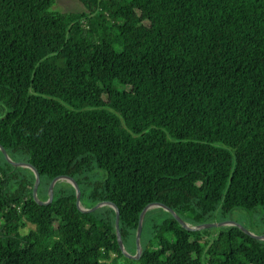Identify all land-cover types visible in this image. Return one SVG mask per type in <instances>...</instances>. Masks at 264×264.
<instances>
[{"label": "trees", "instance_id": "trees-1", "mask_svg": "<svg viewBox=\"0 0 264 264\" xmlns=\"http://www.w3.org/2000/svg\"><path fill=\"white\" fill-rule=\"evenodd\" d=\"M54 1L0 0L7 155L45 185L73 178L85 208L112 202L132 255L152 202L188 225L233 208L264 218V0ZM33 181L0 154V264H264V239L186 230L158 206L125 257L112 207L79 211L61 179L39 204Z\"/></svg>", "mask_w": 264, "mask_h": 264}, {"label": "water", "instance_id": "water-1", "mask_svg": "<svg viewBox=\"0 0 264 264\" xmlns=\"http://www.w3.org/2000/svg\"><path fill=\"white\" fill-rule=\"evenodd\" d=\"M0 154L2 156V158L9 164H11L12 166H23V167H27V168H30L32 171H33V175H34V181H33V184H32V188H31V195H32V198L39 204H43V203H46L48 202L51 197H52V186L54 184V182L56 180H59V179H64L66 181H68V183H70L72 185V187L74 188V193H75V205L77 207V209L81 212H87V211H92L94 210L95 208L103 205V204H106L110 207H112L114 209V228H115V234H116V243H117V247L118 249L120 250L121 254L125 257H128V258H132V259H136L140 253V244H139V236H140V229H141V222H142V217H143V214L144 212L150 208V207H154V206H158V207H161L162 209H165L167 211H169L171 213V215L178 221V223L180 224L181 227H183L184 229L186 230H195V229H200L201 227H206V226H216V225H223V224H232V225H235L236 227H238L244 234H246L247 236L249 237H252V238H257V239H264V235L262 236H257V235H254L250 232H248L247 230H245L242 226L240 225H237L236 223L232 222V221H229V220H224V221H221L219 222L218 224H215V223H204V224H198V225H188L186 223H184L180 218L179 216L173 212L169 207L165 206L164 204L162 203H158V202H152V203H149V204H146L139 212V215H138V219H137V226H136V231H135V235H134V244H135V250H134V254H129L125 248L123 247V244L121 242V239H120V235H119V232H118V224H117V220H118V210H117V207L110 201L108 200H102V201H99L97 203H95L94 205H92L91 207L89 208H85L83 207L82 205H80L79 203V188H78V185L77 183L75 182V180L69 176H66V175H57V176H54L52 177L49 182H48V186H47V190H48V196H47V199L45 201H40L39 199L36 198L35 196V189L38 185V182H39V174H38V171L36 168H34L30 163L26 162V161H13L8 155L7 153L5 152L4 148L0 145Z\"/></svg>", "mask_w": 264, "mask_h": 264}, {"label": "rangeland", "instance_id": "rangeland-1", "mask_svg": "<svg viewBox=\"0 0 264 264\" xmlns=\"http://www.w3.org/2000/svg\"><path fill=\"white\" fill-rule=\"evenodd\" d=\"M50 10L63 11V12H77V11L82 10V5L79 3L78 0H55L53 5L50 7ZM13 161H16V160H13ZM18 161H21V160H18ZM20 167H23V166H20ZM63 180L64 179H61L62 182ZM64 182L68 183V181L66 180H64ZM47 186L48 185H45V177L41 176L40 182L35 189V192H37V195L43 196V194H45L48 196ZM35 196H36V193H35ZM156 211H158V213H162V212H159V210H156ZM223 220L232 221L236 223L237 225L242 226L245 230H247L248 232L254 235H257V236L264 235V218H263L262 209L260 207H254L251 209L233 208L228 213L224 214L223 219H220V216H218V214L215 213L214 218L212 221H210V223L218 224L219 222ZM32 227L33 225L31 223L24 220V226L21 227V231H26L27 229L32 228ZM209 232L211 233V235H214L216 230H210ZM118 264H126V263H125V260L121 258Z\"/></svg>", "mask_w": 264, "mask_h": 264}]
</instances>
